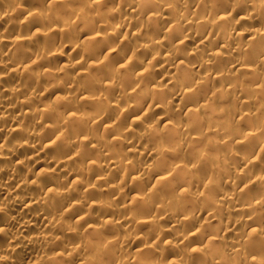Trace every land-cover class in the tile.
<instances>
[{"label": "clouds", "instance_id": "9594fccd", "mask_svg": "<svg viewBox=\"0 0 264 264\" xmlns=\"http://www.w3.org/2000/svg\"><path fill=\"white\" fill-rule=\"evenodd\" d=\"M0 264H264V0H0Z\"/></svg>", "mask_w": 264, "mask_h": 264}]
</instances>
